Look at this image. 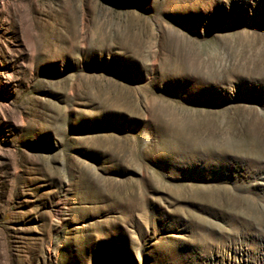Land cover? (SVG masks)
Instances as JSON below:
<instances>
[{"label": "rangeland", "instance_id": "obj_1", "mask_svg": "<svg viewBox=\"0 0 264 264\" xmlns=\"http://www.w3.org/2000/svg\"><path fill=\"white\" fill-rule=\"evenodd\" d=\"M0 264H264V0H0Z\"/></svg>", "mask_w": 264, "mask_h": 264}, {"label": "bare ground", "instance_id": "obj_2", "mask_svg": "<svg viewBox=\"0 0 264 264\" xmlns=\"http://www.w3.org/2000/svg\"><path fill=\"white\" fill-rule=\"evenodd\" d=\"M260 178V177H259Z\"/></svg>", "mask_w": 264, "mask_h": 264}]
</instances>
